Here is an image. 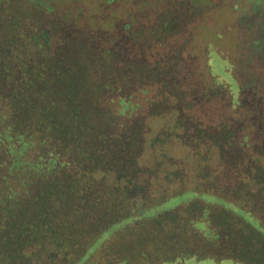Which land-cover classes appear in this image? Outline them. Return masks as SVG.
<instances>
[{"label": "trees", "instance_id": "obj_1", "mask_svg": "<svg viewBox=\"0 0 264 264\" xmlns=\"http://www.w3.org/2000/svg\"><path fill=\"white\" fill-rule=\"evenodd\" d=\"M207 1L0 0V264H264V66L192 43Z\"/></svg>", "mask_w": 264, "mask_h": 264}, {"label": "rangeland", "instance_id": "obj_2", "mask_svg": "<svg viewBox=\"0 0 264 264\" xmlns=\"http://www.w3.org/2000/svg\"><path fill=\"white\" fill-rule=\"evenodd\" d=\"M202 24H207L210 29V34H207V43H214L215 47L223 49L226 54H233L235 59H238L242 62L241 73L243 75L245 72H251L256 67H262L264 64L255 66L253 64L252 69L249 70L248 66H244L245 59L249 56L250 47L249 44L251 41L257 40L264 41V0H208L207 7H204L203 14L194 20L189 22L190 29L196 33V40L192 43L202 44V37L200 32V26ZM248 30V34L246 33ZM219 32L221 37L217 38L216 33ZM214 33V37L212 34ZM182 36H186V33ZM258 44V43H257ZM237 46V48H236ZM195 50L192 51V55H195ZM197 55V54H196ZM238 56V57H237ZM240 58V59H239ZM253 59V57H250ZM192 67H188L189 71H191L192 76L191 80H197L202 78L200 73V68L202 67V63H196V58L192 56L189 62ZM195 63L197 66L195 67ZM255 67V68H254ZM196 68L198 71H196ZM256 71V70H255ZM259 72V68L258 71ZM200 91V90H199ZM226 97L224 94H218L213 96L210 100L207 101L201 100L198 101L194 105V112L197 119H200L201 122L208 123L210 121H215L221 114L225 105ZM236 103V101L234 102ZM153 130L159 129L162 126L161 121L152 122ZM169 154H167L166 159L164 158V162L159 167V172L163 173V171H168L172 168L181 169L182 175L181 177L185 178V188L191 189L196 183H204L203 178L197 175V170L201 168L202 165H199V159L195 150L188 149L187 146L181 142L176 140L169 141ZM194 153V154H193ZM142 165L143 162H149V156H144L141 160ZM215 170V169H214ZM144 175V174H143ZM154 175L152 176V179ZM169 186L170 183L163 182V180L159 179V181H154L152 188H158L160 185ZM175 185L174 187H176ZM180 186V185H179ZM183 186H180L182 188ZM155 188V189H156ZM179 188V189H180ZM176 190V189H175ZM204 191V190H202ZM133 196L138 195L135 188H133L132 192ZM219 258L216 262L218 264H233L228 263L226 260L221 261ZM187 264H195L193 262ZM202 264H207V262H203Z\"/></svg>", "mask_w": 264, "mask_h": 264}]
</instances>
